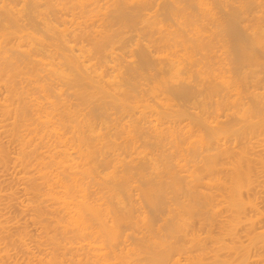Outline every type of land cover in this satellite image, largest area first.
Instances as JSON below:
<instances>
[{
    "label": "bare ground",
    "instance_id": "obj_1",
    "mask_svg": "<svg viewBox=\"0 0 264 264\" xmlns=\"http://www.w3.org/2000/svg\"><path fill=\"white\" fill-rule=\"evenodd\" d=\"M137 1L143 7L153 0H0V264H235L236 257L239 263L264 264V60L248 44L243 49L237 44L244 53L238 56L246 60L239 58L234 72L233 63L222 60L228 69L222 72L225 67L217 63L214 69L212 60L209 70L220 71L214 77L223 76L216 81L224 84L209 82L223 85L222 100L211 111L205 104L197 107L195 97L212 84L205 81L210 87L199 86L197 95L189 80L172 81L194 43L180 39L183 31L179 35L177 28L188 24L186 15L173 10L181 8L180 0L156 4L162 3L157 14L169 13L174 23L157 20L153 9L154 18L149 11L147 16L152 23L146 16L148 24L144 16L146 23L139 22L168 34L160 37L166 49L159 37L151 40L160 47L151 45L156 58L163 60L154 59L156 66L150 45L133 44L139 34L128 41L132 30L123 27L134 51L122 38L127 36L121 27L135 25V16L127 15ZM207 2L199 0L203 8ZM195 6L202 11L198 2ZM199 19L196 27L188 20L195 35L202 30ZM262 21L254 27L264 32ZM232 26L228 30L242 37L239 24ZM260 31L254 43L264 48ZM195 56L182 60L194 67ZM166 60V71L178 72H169L171 88L165 89L167 81L161 87L173 97L162 92L165 79L157 77L158 71L168 73ZM202 61L197 66L205 71L208 61ZM149 68L157 73L149 75ZM146 72L147 79L161 83L150 79L153 84L142 87L150 83L140 82ZM176 99L197 102L186 109ZM194 105L200 112L191 111ZM224 169L225 180L215 176ZM252 249L256 258L248 261Z\"/></svg>",
    "mask_w": 264,
    "mask_h": 264
},
{
    "label": "rangeland",
    "instance_id": "obj_2",
    "mask_svg": "<svg viewBox=\"0 0 264 264\" xmlns=\"http://www.w3.org/2000/svg\"><path fill=\"white\" fill-rule=\"evenodd\" d=\"M150 1H152V0H150ZM150 1H149V2H150ZM154 1H155V2L157 1V2L152 4V2H154ZM158 1H159V0H153L151 3L147 4L148 6H154V4H155V6H154V7H151V8H150V7H147V5H146L145 3H143V4H144L143 7L145 6L147 9H145V7H144V8L141 7L142 5H140V4H142V3L139 2V1L133 3V6H135L134 4L137 3V5L134 7L135 9L132 8V6H131V8L134 10L133 12H135V13H133L132 11H131V12L129 11V13H128L127 16H129V15H131V14H132L133 16H135V18L132 16L134 19H133L132 17H130V19H131V18L133 19V20L131 19V21H134V20L136 19V20H135L136 23L133 22L135 25L132 24L133 26H131L130 22L128 21L129 23H127L126 25H124V26L121 27V28L124 27V28L128 29L129 31L132 30L131 32H128V35L131 36V37H129L130 39H128L127 33L125 32L126 30H124V28L122 29L121 32H122V33L125 32V34H126V35H125V34L123 33L124 35H122V36H127V37H125V38L122 37L124 43L126 42L127 39H128V41H130V40L132 41V39L135 38V37L139 34L136 38H137L141 43H140L138 40L133 39L132 42H134L133 44H134L135 46H137L138 44H142V42H143V44L140 45V46H143V48H146V47H149L148 45H150V48H151V47L154 46L155 41L158 42L157 37H159V43H161L162 45H161V44H160V45L158 44V45H159V46H162L161 49H162V48H165V47L163 46L162 40H160V39L162 38L161 36H164V35L166 34V36L163 37V38H166L167 35H168L164 28H161L162 31H160V29L158 28V27H159L158 25L155 27V29H150V28H154L155 25H154L153 27H150V28H149V27H146V26L144 27V26H141V25H140V23L142 24V21H143V20H142V17H143V16H144L143 18H144V20H145V16H146V18H147L149 12H150V16H151L152 13H154V12L152 11V9L155 11L154 14H157V13L159 12V8H157V9H158V11H157L156 7H159V6L162 5V3H161L162 0L159 2V4H160L159 6L156 5V4L158 3ZM165 1H166V0H165ZM178 1H179V0H178ZM186 1H187V2H185V0H180V1H179V4H180L179 7L181 6L180 9H174L175 6H174V7H173V5H171V6L173 7V10H174V11H176V12L179 11V13L177 12V13L179 14V16H180V15H181V16L186 15V16H185V17H186L185 20H187V22H188V24H186V26H185V27H187V28L184 27L185 24L183 25V27L181 26V28H180V27L177 28V29L179 30V35H180L181 31H183L182 34H181V36H182L183 33H184V30H185V31H186V30L188 31L189 29H192V30L188 31V33L191 32V33L193 34V36H192L191 33H189L190 35L186 34V33H187V31H186V32L184 33V34H186V35H183V37L180 36V39H181V38H186L184 41H187L188 39H189V41H190V39H191V40H192V41H191V44H192V42H194L193 45H194V44H195V45H194V46H193V45H190V47H191V50H192V48H193V50H195V49L197 50V51L195 50V52H197V54L194 53V54L192 55V56H195V54H196L195 57H197V58L193 57V58H194L193 61L196 60L195 63L193 62V64H195V65H194L195 68H194V67H191L192 62H191V64H188V62H186L187 64L184 63L185 61H187V59L191 61L192 56H191V54H189V53H190V52L193 53L194 51L192 50V51H193V52H192L191 50H190V51L188 50L189 53H187L186 51H185V52H186V53H185V52H184V48H183V47H184V44H178V47H180L181 45L183 46L182 48L180 47V50H182V51H180V52H184V53H185L184 55L189 54L188 56H187V55L184 56V55L180 54V52H179L180 56L182 55V57L180 58V59H181L180 61H182L181 64H180V66H181V65H182V66H181V67L179 66V68H182V69H180L181 72H179V73H180V75H182L183 77L181 76V77H182V78H181V77L178 75L179 73H176V72H178L176 69L171 70L172 73H174V72H173L174 70L176 71V72H175L176 74L174 73L175 75L172 74V76H175V78H173V77L171 76V73H169V72H171V71H169V72L166 71V69H167V70L170 69L169 65L166 67V65L168 64L167 60H166L165 63H163V64L165 65V71L168 72L169 74H168V73L166 74L165 71H163L165 74H163L162 71H161V72L158 71V73H159V74H158V73L156 72L157 70L155 71L154 68H153V70H151L152 67L148 69V74L150 75L149 72L151 71V75L154 74V72H155V73H157V77L160 76V79H161V80H163L162 77H164V79H165V84H163L164 82L162 81V84H159V85H160L161 90H163L162 92L165 91L164 93H165L166 95H168V96L171 95V90L169 89V90H168L169 92H168V94H167V90H164V89H162V87H161V85L164 86V87L166 86V81H167V86L165 87V89H166L167 87H168V88L170 87V86H168V85H169V84H172V83L169 82L170 80H167V79H172V78H173L172 81H174V83H173L174 85H175L177 82H179L180 84H183V83L185 84V82H186L187 80H189V81H188V82H189V85H188V84H187V85L190 86V87H192V88H191L192 90L196 89V90H194L193 92L197 93V95L200 93V94H201V97H200V95H198V96L196 95L197 98L195 97V99H196L197 101L200 100L199 102H197L195 99H193V100L191 99V100H189V101L186 100V101H188V102L190 103L191 101L194 102V100H195V101L197 102V104H196V103H193V104L197 105V107H198V105L203 106V105L205 104V108H206V109H209V110L211 111V110H212V107H214L215 104H216V103H215V100H219V101L222 100V99H221V98H222V95H223L222 93H224V92H222V91L225 90L224 87H222L223 85L217 87V86L219 85V83H220V84H221V83L224 84V82H219V83H218V81L221 80L223 76H222V77H219L220 79H219L218 76H217V79H219V80L216 81L217 79H215V77H216L215 75H217V73L220 72V71L217 70V73H216V71L214 72L215 67H216V69H217L218 67H220V66L225 67V68H221V71H222V69H227V68H226L227 65H230L231 63L234 64V65H230L231 67H232V66L235 67V65H238V66H239V65H240L239 62L242 61V59L244 60L245 57H243V56H241V55L238 56V53L240 52V53L242 54V53H243V50H241V48H242L243 45H247V44H248L247 47H248V46H251L252 49H251L250 47H248V49H249L250 51H252V53H254V55H255V52L257 53L256 56H259V55L261 54V55H260L261 58H260V57H259V58L262 59V60H264V59H263V56H264V50H263V49H264V48L261 47L259 44L254 43V42H255V41H254V38L256 37L255 34L257 35L258 31H260V30L256 29L257 26L254 27V25L257 24L256 22H261V21H262L261 16L264 18V16H263L264 13H262L263 10L261 9V8H263V6H264V2L262 3L261 1H264V0H254V1H252V0H246V1L248 2L249 5H247V2H246V4H245V0H227V1H226V0H225V1H224V0H215V3H216V4H215L214 2H211V3H210L209 0H205V1H208V2H207V3L209 4V5H208V8H207V5H204V6H206V8H203V6H201V4L199 3V0H198V1H196V0H186ZM212 1H214V0H212ZM221 1H222V2H221ZM239 1H240V2H239ZM256 1H257V2H256ZM258 1H259L260 3H259ZM132 2H133V1H132ZM132 2H131V4H132ZM138 2L140 3L139 6H138ZM166 2H167V1H166ZM166 2H164V0H163V3H164L165 6H166ZM169 2H170V0H169ZM169 2H167V6H169V4H168ZM183 2H184V4H183ZM189 2H191V3H189ZM196 2H198L199 10H201V9L203 8L202 11H198V6H195V5H196ZM229 2H230V3H229ZM249 2L253 3L252 6H250L251 3H249ZM186 3H189L190 5H189V4H186ZM193 3H194L195 5H194ZM207 3H206V4H207ZM218 3H219V4H218ZM225 3H226V4H225ZM254 3H255V4H254ZM131 4H130V5H131ZM171 4H172V3H171ZM210 4H211V5H210ZM217 4H218V6H217ZM260 4L262 5V7H261ZM185 5H187L188 8H187ZM192 5H193V6H192ZM223 5H224V6H223ZM225 5H227V6H225ZM234 5H236V6H234ZM241 5H244L246 8H247V7H248V8L246 9L245 7L243 8V6H242L243 10L240 11V9H242V8H241ZM246 5H247V6H246ZM259 5H260V7H259ZM137 6H138V7H137ZM182 6H184V7H182ZM194 6H195V7H194ZM239 6H240V7H239ZM136 7H137V8H136ZM140 7L142 8V11L139 13L138 10H141ZM201 7H202V8H201ZM216 7H217V10H216ZM219 7H220V8H219ZM232 7H233V9H234V7H236V9L233 10ZM238 7H239L240 9H239ZM256 7H257V8H256ZM131 8L129 7V9H131ZM138 8H139V9H138ZM190 8H191V10H190ZM210 8H211V10L214 9L215 12H214V10L211 11ZM227 8H229V9H231V10L228 9V11H227ZM258 8H259V9H258ZM136 9H138L137 12L135 11ZM143 9H145V10H143ZM161 9H162V10L164 9V11H166V12L168 11V12H169V10H166V9H169V8L162 7ZM194 9H196L197 11L194 10ZM208 9H209V12H207ZM253 9H254V10H253ZM255 9H257V11H256ZM150 10L152 11V13H151ZM181 10L184 11V12H182ZM204 10H206V13H205ZM244 10H245V12H244ZM148 11H149V12H148ZM160 11H161V10H160ZM164 11H162V12H164ZM189 11L191 12V14H189V13H190ZM225 11H226V12H225ZM234 11H235V12H234ZM237 11H238V13H236ZM239 11H240V13H239ZM142 12H143V13H142ZM186 12H187V14H186ZM196 12H199V13H196ZM203 12H204V13H203ZM210 12H211V14H210ZM212 12H214V14L216 13V14H215L216 16H215ZM229 12H230V13H229ZM233 12H234V13H233ZM259 12H261L262 14L259 13ZM136 13H137V15H134V14H136ZM138 13H139V14H138ZM181 13H183V14H181ZM192 13H196V14H193V15H192ZM231 13H232V14H231ZM256 13H257L258 15H257ZM144 14H145V15H144ZM146 14H147V15H146ZM159 14H160V15L157 14V16H158V19H157V20H159L160 18L162 19V17H163V18L165 17L167 20H165V18L162 19V21H163L164 24H166V23H174V22L171 20L172 18H170V17H172V15L170 16L169 13L166 14V13L164 12V14H163V13L160 12ZM161 14H162V16H161ZM198 14H200L199 17L197 16ZM212 14H213V15H212ZM228 14H229V15L231 14V15L229 16ZM260 14H261V15H260ZM139 15H140L141 17H140ZM163 15H164V16H163ZM166 15H167V16H166ZM155 16H156V15H155ZM157 16H156V17H157ZM159 16H160V17H159ZM187 16H188L189 18H188ZM194 16H195V17H194ZM196 16H197V17H196ZM136 17H138V18H136ZM139 17H140V18H139ZM152 17L154 18L153 14H152ZM152 17H151V18H152ZM183 17H184V16H183ZM183 17H180V18H183ZM191 17H192V18H191ZM231 17H232V18H231ZM123 18H124V17H122V19H121V18H120V19L116 18V20L118 19L119 21H116L115 19H114L115 21H114L113 19H112V20H113L114 22H116V23H117V22L120 23L121 20H123ZM151 18H150V17L147 18V21H148V22L151 20L150 23H152V20H154V19H151ZM195 18H196V19H199V18L201 19V20L199 19V21L197 20V23H199V25L202 24V23H203V24L206 23V25H202V26H204V28H203L202 26L199 27V25H198V28H202L203 31H202V30H199L198 28H196L197 30H199V32L201 31L200 34H199V32H198L199 35H198L197 33H196V35L193 33V29H194V28L196 27V25H197V24H195V23H196V19H195ZM214 18H215V19H214ZM260 18H261V19H260ZM130 19H128V20H130ZM148 19H149V20H148ZM183 19H184V18H183ZM191 19H192V21H191ZM235 19H236V21H235ZM258 19H259L260 21H258ZM109 20H110V19H109ZM141 20H142V21H141ZM170 20H171V21H170ZM185 20H184V21H185ZM188 20H190L191 22H193L195 25H194L193 23H191L190 21H188ZM203 20H204V21H203ZM208 20H209V21H208ZM215 20H216V21H215ZM232 20H234V21H232ZM126 21H127V20H126ZM140 21H141V22H140ZM145 21H146V20H145ZM145 21H143L144 23H143L142 25H144V24L147 22V21H146V22H145ZM160 21H161V20H160ZM194 21H195V22H194ZM230 21H231V22H230ZM111 22H112V21H111ZM139 22H140V23H139ZM148 22H147L146 24H148ZM165 22H166V23H165ZM185 22H186V21H185ZM189 22H190V23H189ZM201 22H202V23H201ZM212 22H213V23H212ZM233 22H235V23H233ZM237 22H238V23H237ZM262 22H264V20H263ZM112 23H113V22H112ZM208 23H209L210 25H208ZM231 23H232V24H235L236 26L239 24V26H238L239 29H238V30H242V31H240V32H241V33L244 32V34L246 35V37H245V35H244L243 33H242V37H239V36H236V34H235L234 32H230V31H232V29H233V26H232ZM255 23H256V24H255ZM114 24H115V23H114ZM128 24L130 25V28L132 27V29L128 28V27H129ZM136 24H137V25H136ZM191 24H192V25H191ZM172 25H174V24H172ZM188 25H190V27H189ZM193 25H194L195 27H194ZM126 26H127V27H126ZM134 26H135V27H134ZM137 26H140V27H137ZM165 26H166V25H165ZM168 26H169V24H168ZM175 26L177 27L178 25L175 24ZM206 26H207V27H206ZM37 27H38V25H37ZM136 27H137L138 29H137ZM141 27H142V28H141ZM143 27H144V29H143ZM193 27H194V28H193ZM230 27H231V28H230ZM39 28L42 29L41 26H39ZM145 28H146V29H145ZM182 28H185V29H182ZM188 28H189V29H188ZM37 29H38V28H37ZM40 29H38V30H40ZM134 29H135V30L137 29V30H136L137 32H136ZM147 29H148V30H147ZM228 29H229L230 31H229ZM255 29L258 30V31H256ZM123 30H124V31H123ZM139 30H140L141 32H140ZM142 30H145V33H144ZM152 30H153V31L156 30V31H154V34L152 33ZM157 30H159V31H157ZM197 30H196V32H197ZM194 31H195V30H194ZM133 32H134V33H133ZM149 32H150V34H149ZM158 32H159V33H158ZM160 32H163V33H162L163 35H161ZM228 32L232 33V35H230V33H229V35H228ZM256 32H257V33H256ZM261 32H263V31H260L259 34H260ZM122 33L119 32L120 35H121ZM156 33H157V34H156ZM164 33H165V34H164ZM263 33H264V32H263ZM134 34H135V36H134ZM141 34H143V35H141ZM201 34H202V35H201ZM120 35H119V36H120ZM140 35H141L142 37L145 36V35H147L146 37H143V38L145 39L146 42L148 41V42H147L148 44H147V43L145 44V41H142V40H144V39H142V37H140ZM149 35H150V36H149ZM187 35H188L189 37H190V36H191V37L189 38ZM197 35L200 36V37H198ZM171 36H173V35H171ZM194 36H195V37H194ZM252 36H253V37H252ZM257 36H258V35H257ZM261 36H262V35H261ZM263 36H264V35H263ZM139 37H140V38H139ZM160 37H161V38H160ZM202 37H203V38L205 37V38L203 39ZM249 37H250V38L252 37L253 39H252V38L250 39ZM126 38H127V39H126ZM147 38H148L149 40H148ZM153 38H155V39H153ZM192 38H193V39H192ZM229 38H230V39H229ZM234 38H235V39H234ZM241 38H243V40H244V39H246V40L243 41ZM124 39H125V40H124ZM141 39H142V40H141ZM146 39H147V40H146ZM197 39H198V40H197ZM200 39H201L202 43H201V41H199ZM249 39H250V40H249ZM151 40H152V41L155 40L154 43H152ZM195 40H196V41H195ZM203 40H204V43H203ZM221 40H222V41H221ZM239 40H241V42H240ZM128 41L126 42V44L130 46L131 43H129ZM135 41L138 42L137 45H136V42H135ZM189 41L186 42L187 45H189ZM198 41H199V42H198ZM223 41H224V43H225L226 45L223 44ZM228 41H229V42H228ZM242 41H243V42H242ZM245 41H246V42H245ZM197 42H198V43H197ZM205 42H206V43H205ZM207 42H208V44H207ZM232 42H234V43H232ZM235 42H236V43H235ZM238 42H239V43H238ZM244 42H245V43H244ZM251 42H252V44H253V47H252V45H251ZM133 44H132V47L130 46V47H128V48H129V49H132V50L134 51V49H133ZM196 44H197V45H196ZM201 44H204V48H203V46H201V47L198 46V45H201ZM221 44H222V45H221ZM237 44H238V45L240 44L239 46H240L241 48H240ZM145 45H146V46H145ZM151 45H153V46H151ZM156 45H157V44H156ZM156 45L154 46V48L157 47L156 49H159L160 47H159V46H156ZM179 45H180V46H179ZM185 45H186V44H185ZM227 45L229 46V49L227 48V47H228ZM233 45H234V46H233ZM254 45H255V46H254ZM135 46H134V48H135ZM138 46H139V45H138ZM140 46H139V47H140ZM192 46H193V47H192ZM206 46H207V47H206ZM223 46H224V47H223ZM225 46H226V47H225ZM259 46H260L261 48H260ZM158 47H159V48H158ZM185 47H188V46H185ZM190 47H189V48H190ZM195 47H196V48H195ZM209 47H210V48H209ZM222 47H223V48H222ZM141 48H142V47H141ZM194 48H195V49H194ZM199 48H200V50L202 49L201 52L199 51ZM208 48H209V49H208ZM224 48H225V50H227L226 53L224 52V51H225ZM235 48H236V49H235ZM148 49H149V48H148ZM151 49L154 50V51L156 50V49H153V48H151ZM165 49H166V48H165ZM165 49H164V50H165ZM177 49H178V48H177ZM204 49L207 50L209 53H208V52H205ZM230 49H233V50L231 51ZM239 49H240V50H239ZM242 49H243V48H242ZM254 49H255V50H254ZM261 49H262V50H261ZM136 50H137V47H136ZM139 50H140V49H139ZM237 50H238V51H237ZM150 51H151V50H150ZM154 51H151V52L153 53V54H151V55H152V56H151V61H150L151 63H152V61H153L154 59H156V60L158 59V58H156L158 55H157V54H154V53H157V50H156L155 52H154ZM169 51H170V50H169ZM229 51H231V52H229ZM234 51H236L237 54H236ZM253 51H254V52H253ZM133 53H134V52H133ZM135 53H138V52L135 51ZM165 53H166V52H165ZM167 53H168V51H167ZM167 53H166V54H167ZM205 53H207L206 55H208V57L210 56L211 58H210V57L208 58V57L205 55ZM210 53H211V55H209ZM229 53H232V54H229ZM233 53H234L235 55H234ZM240 53H239V54H240ZM199 54H201L202 57H201V55L199 56ZM243 54H244V53H243ZM243 54H242V55H243ZM136 55H137V54H136ZM230 55H231V56L233 55V57H231ZM183 56H184V57H189V56H191V58H190V59H189V58L184 59ZM235 56H236V57H235ZM237 56H238V57H237ZM136 57H137V56H136ZM136 57H135V59H136ZM203 57H204V59L206 58L205 60H207V61L210 63V65H207L208 62L206 63V61L203 59ZM137 58H139V57H137ZM224 58H225L227 61H226ZM233 58H234V59H233ZM239 58H240L241 60H240ZM182 59L184 60V62H183ZM201 59H202L203 61H205V64L202 63V64H204V65H202V67L206 66V67H204V70L207 71L208 74H207L205 71H203V69H201L202 72H201L200 69H198V66H199V67L201 66V61H202ZM208 59H209V60L211 59V60L209 61ZM238 59H239L240 61H239ZM156 60H154V61L156 62ZM197 60H198V62H197ZM212 60H213V61H214V60H215V61L217 60V61H219V62L216 61L215 66H213L214 69L212 68V70H211V68H210V70H211V71H210V70H209V67L211 66V62H213ZM222 60H224V61H225V64H227V65H225V64L223 63L224 61L222 62ZM228 60H229V62H230V61H231V62L229 63ZM233 60H234V62H236V60H238V61H237L238 63H234ZM245 60H246V59H245ZM136 61H138V59H137ZM154 61H153L152 64L155 63ZM158 61H159L160 63H161V61L163 62V60H160V59H158L157 62H158ZM203 61H202V62H203ZM157 62L154 64L155 66H156V64L159 65V63H157ZM166 62H167V63H166ZM226 62H228V63H226ZM197 63H200V65L198 64V66H197ZM209 63H208V64H209ZM214 63H215V62H214ZM217 63H221L222 65L219 64V65H220V66H219V65H217ZM240 63H241V62H240ZM163 64H162V66H163ZM154 65H153V66H154ZM158 65H157V66H158ZM189 65H190V66H189ZM212 65H214V64H212ZM216 65H217L218 67H217ZM150 66H151V64H150ZM184 66H185V68L183 69ZM208 66H209V67H208ZM238 66H236V67H238ZM160 67H161V66H160ZM160 67H159L160 70H164V69H161ZM188 67H191L192 72H191L190 69H188ZM202 67H201V68H202ZM207 67H208V69H207ZM211 67H212V66H211ZM233 67H232V72H234V71H233V70H234ZM155 68L158 69V67H155ZM168 68H169V69H168ZM205 68H206V69H205ZM177 69H178V68H177ZM193 69H195V70H193ZM218 69H219V68H218ZM189 70H190V71H189ZM196 70L198 71V73H203V74H197V73H196V72H197ZM227 70H228V69H227ZM227 70H225L226 72H225L224 74L221 73V75H226ZM146 71H147V70H146ZM152 71H153V72H152ZM182 71H186V72H184V73H186V74L184 75V73H182ZM188 71L191 72L192 74L190 73V74H191V75H190ZM193 71H196V72H195L196 74H195ZM211 72H212V73H211ZM222 72H223V71H222ZM232 72H229V73H230V74H233ZM160 73H161V74H160ZM187 73H188L189 75H188ZM210 73H211V74H210ZM148 74H147V72L144 73L145 77H143V78H146V75H148ZM162 74H163V75H162ZM206 74H207V75H206ZM230 74H229V75H230ZM161 75H162V76H161ZM166 75H167V76H166ZM176 75H178V77H179L178 80L176 79V77H177ZM219 75H220V73H219ZM221 75H220V76H221ZM23 76H24V75H23ZM165 76H166V77H165ZM170 76H171V77H170ZM186 76H189V77H186ZM211 76H213V78H212ZM214 76H215V77H214ZM227 76H228V75H227ZM18 77H19V76H18ZM147 77H150V76H147ZM151 77H152V76H151ZM151 77L148 78V79H149V80H150V79H152V80L155 79V78H151ZM154 77H156V75H154ZM157 77H156V79H157ZM178 77H177V78H178ZM190 77H191V78H190ZM224 77H225V76H224ZM180 78H181V79H180ZM183 78H185V79H184V81H182V83H181L180 81L183 80ZM192 78H193V79H192ZM140 79H141V78H140ZM148 79H147V78H146V79H143V80L141 79L140 82H141V81L143 82L144 80H145V82H147L146 80H148ZM156 79L153 80V81L155 82V81H157V80H158V81L160 80V79H157V80H156ZM175 79H176V80H175ZM149 80H148V81H149ZM161 80H160V81H161ZM179 80H180V81H179ZM214 80L218 83V85H217V84H216V86L213 85V83L215 82ZM153 81L150 80V81H149L150 83H149L148 85H146V84L143 82V83L145 84V86H144V84L141 83V84H142V87H145V89H146L148 86L150 87V86L153 84ZM160 81H159V82H160ZM175 81H176V82H175ZM205 81H207V83H209L208 85H211V84L213 85V86L211 85L212 89H211L210 86L207 85V83H206ZM209 81H210V82H213V81H214V82L210 84ZM222 81H224V80H222ZM168 82H169V84H168ZM188 82H186V83H188ZM202 82H203V83H202ZM160 83H161V82H160ZM192 83H193V84H192ZM150 84H151V85H150ZM194 84H195V86H194L195 88L192 86V85H194ZM204 84H206V85H204ZM197 85H198V86H197ZM172 86H173V85H172ZM199 86H201V88H199ZM202 86H203V87L205 86L206 88H207V87H210L211 90L208 89V88H207L208 90L203 88V91H201V92H203V93L197 91L198 88H199V89H202ZM214 86H215L216 88H218V89L222 87V88H221V91L215 89ZM142 87H141V88H142ZM164 87H163V88H164ZM137 88H138V89H136V90H138L137 92H139V90H140L139 88H140V87H137ZM170 88H171V87H170ZM193 88H194V89H193ZM213 88H214L215 90H213ZM222 89H223V90H222ZM133 90H135V89H133ZM136 90H135V91H136ZM161 90H159L160 93H161ZM212 90H213V91H212ZM159 91H158V92H159ZM208 91H210L211 93H210V92L208 93ZM216 91H218V92H217V95H216ZM137 92H136V93H137ZM198 92H199V93H198ZM214 92H215V94H214ZM219 92H220V94H219ZM221 92H222V93H221ZM164 93H162V94L164 95ZM206 93H207L208 95H207ZM212 93H213L215 96H214V95H213V96L211 95V96H210L211 99H210L209 95L212 94ZM218 94H219V95H218ZM220 95H221V96H220ZM171 96L173 97V95H171ZM202 96H203V97L206 96L205 99H203ZM219 97H220V98H219ZM201 98H202L203 100H202ZM212 98H213V99H212ZM215 98H216V99H215ZM212 100H213V101H212ZM177 101H178V102H177ZM184 101H185V100L182 101V99H181V101H180V99H179V100L176 99L175 103H178V104L182 105V106L185 107L186 109H187V107H188V108H190V107L193 108V107H192L193 104L191 105L192 102L190 103V105H185V104H188V103H187L186 101H185V102H186V103H185ZM181 102H182V103H181ZM206 102H207V103H206ZM213 102H214L215 104H214ZM184 103H185V104H184ZM199 103H201V104H199ZM206 104H208L210 107H209L208 105H207V106H208V107H207ZM213 104H214V105H213ZM184 105H185V106H184ZM195 105H194V107H196ZM211 105H212V106H211ZM189 106H190V107H189ZM197 107H196V109L194 108V110L192 109L191 111L199 110L198 112H200L201 107H200V108H197ZM203 109H204V107L202 108V110H203ZM204 111H205V110H204ZM195 112H196V111H195ZM192 118H193V117H192ZM192 118H191V120H194V118H193V119H192ZM230 135H231V134H230ZM227 137H228V136H227ZM227 137H226V138H227ZM226 138H224V139H226ZM223 159H224V158H223ZM223 159L221 160V162H222L224 165H227V164H228L227 159H225V160H223ZM227 173H228V172L224 169V170H222V171H220V172H217V173L215 174V176L222 177V178L225 180V179L227 178ZM227 206H228V202L222 204V205L220 206V208L227 207ZM263 240H264V239H263ZM230 251H232V250H230ZM253 251H254V249H252V250L250 251V253L248 252L249 255L251 254V256H250L251 258L248 257V255H247V259L250 258V259H248V261H250V260L252 261V259L254 258V257H253V256H254ZM252 253H253V254H252ZM231 256L234 257V255H231ZM262 256L264 257V254H263ZM233 257H231V258L233 259ZM252 257H253V258H252ZM255 258H256V257H255ZM255 258H254V260H255ZM239 259H240V258H239ZM239 259H238L237 257L235 258V260H237V261H235V264H236V262H238ZM254 260H253V261H254ZM245 262H246V261H245ZM245 262H241V263L238 262L237 264H244ZM254 264H256V263H254Z\"/></svg>",
    "mask_w": 264,
    "mask_h": 264
}]
</instances>
